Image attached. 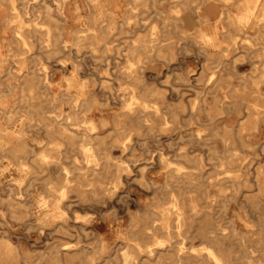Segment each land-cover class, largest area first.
Returning a JSON list of instances; mask_svg holds the SVG:
<instances>
[{
  "label": "rangeland",
  "instance_id": "obj_1",
  "mask_svg": "<svg viewBox=\"0 0 264 264\" xmlns=\"http://www.w3.org/2000/svg\"><path fill=\"white\" fill-rule=\"evenodd\" d=\"M190 1L12 0L0 38V134L22 126L27 145L19 158L0 150V244L9 248L0 264H145L147 256L174 264L177 245L201 255L214 229L224 235L218 250L229 264H264V116L256 130L239 129L257 97L251 69L264 34L227 23L226 12L240 11L243 0ZM206 2L216 12L199 20L195 8ZM18 20L25 39L15 37ZM198 26L217 32L221 46L197 42ZM151 30L162 50L133 48ZM32 71L48 80L25 82ZM131 91L149 104L138 116L127 109ZM55 121L73 132L48 131ZM86 141L98 160L84 158ZM41 150L55 157L43 160ZM66 175L63 215L47 221ZM165 206L168 228L160 224Z\"/></svg>",
  "mask_w": 264,
  "mask_h": 264
},
{
  "label": "bare ground",
  "instance_id": "obj_2",
  "mask_svg": "<svg viewBox=\"0 0 264 264\" xmlns=\"http://www.w3.org/2000/svg\"><path fill=\"white\" fill-rule=\"evenodd\" d=\"M102 1V0H101ZM193 1V0H192ZM190 1V2H192ZM5 2V1H4ZM238 2V0H237ZM243 5L240 11L238 12H233L230 13L229 11L226 12V18H227V23L231 26H233L234 29L239 30V32H242V34L245 33V31L242 29L243 27H256L257 28V32L258 34H264V0H243ZM109 6V5H108ZM162 8V7H161ZM165 9V8H164ZM217 9V5L214 2H206V4L203 6H196L195 8V12L198 16V19H202V20H209L210 17L212 16V14H214L216 12ZM142 11V10H141ZM16 12V11H15ZM161 12V9H160ZM177 12V16H179V11L176 10ZM232 12V11H231ZM46 13L47 15L50 16H54L50 13V10L47 6L46 8ZM82 15V14H81ZM93 15V14H92ZM184 14H182L183 16ZM187 16V15H186ZM98 17V16H97ZM145 18V17H144ZM58 19V18H57ZM94 19V18H93ZM98 19V18H97ZM189 19V18H188ZM217 19H220V15L218 16ZM9 21L12 20V17L8 18ZM131 20V19H130ZM129 20V22H130ZM94 21V20H93ZM98 21V20H97ZM190 21V20H189ZM113 23V21L111 22ZM118 23V22H117ZM189 23V22H188ZM200 23V21H199ZM21 27H22V22L20 20L17 21V24L15 26L14 29V34L15 37L17 39L19 38H23L25 39V37L22 35V31H21ZM44 27V26H43ZM109 26L107 25V28ZM111 28V27H109ZM49 30H47L48 33ZM110 31V29H109ZM38 33V32H37ZM111 33V32H110ZM195 38L197 42H202L203 45L205 44H211L215 47H220L221 46V41H219V37L217 35V32H213V33H208L205 32L203 30L202 27L198 26L195 30ZM55 34V33H54ZM226 35V34H225ZM55 37V36H54ZM53 37V38H54ZM190 37V36H189ZM156 37L154 36V30H151V35H150V39L146 40V39H141L140 40V44L139 45H134L133 48H137V47H141V48H147V47H152V46H157V50L160 51L162 50V44L157 45L154 41ZM229 38L232 42L234 43L236 40V37L233 36L232 34L229 35ZM83 38H81L80 35H78L76 37V41H80L79 43H81V40ZM45 40H48V38H45ZM151 41V42H150ZM188 42V40H187ZM182 43V42H181ZM185 43V42H184ZM85 44V43H84ZM89 46H92L95 48V46L91 43L88 42L87 43ZM186 44V43H185ZM76 45V44H75ZM103 45V44H102ZM30 47V46H29ZM58 45L53 44V49H57ZM102 47V46H101ZM22 48V47H21ZM227 49L225 46L223 48ZM49 50V49H48ZM23 52V51H22ZM118 51H116L117 53ZM225 55V53H223ZM121 55V54H120ZM199 55V54H198ZM255 56L257 57L256 60L254 61V65L252 66V77L250 80L251 85L254 86L255 90L257 91V97L256 100L251 102L250 104L246 105V111L247 113L245 114L244 120L242 122H240V126L239 129L241 132H243L242 130H248L249 132L256 130L257 128H259V121L260 119L264 116V91L261 89V84L264 83V46L262 48V50L260 52L255 53ZM3 57V56H2ZM211 57V56H210ZM221 57V55L219 56ZM261 57V58H258ZM228 58V57H227ZM19 60V59H18ZM36 60V59H35ZM3 59L0 58V62H2ZM22 61V60H21ZM24 61V60H23ZM203 61V60H201ZM227 61V60H226ZM62 62V61H61ZM19 63V62H18ZM67 63V62H66ZM168 63V62H167ZM218 63V62H217ZM12 64V63H11ZM44 64V63H43ZM29 65V64H28ZM42 65V64H41ZM171 65V64H170ZM220 65V64H219ZM80 67V66H79ZM145 67V66H144ZM29 68V67H28ZM219 68V67H218ZM30 69V68H29ZM238 71V70H237ZM25 72V71H24ZM211 75L209 76V80L211 81L213 79V74H214V70L211 71ZM65 76V75H63ZM189 76V75H188ZM74 78V77H73ZM189 78V77H188ZM215 78V77H214ZM44 79L48 80L47 78L44 77V75H40V73L36 72V71H32V72H28L27 75L24 77V81L25 82H33V83H41L42 81L44 82ZM64 80H66V78L64 77ZM72 80V78H71ZM52 81V80H51ZM69 81V80H68ZM110 81V80H108ZM116 81V80H115ZM107 82V80H106ZM111 82V81H110ZM22 83V81H21ZM85 83L84 81L82 82L83 86ZM118 84V83H117ZM45 85V84H44ZM41 87V86H40ZM128 86H126L127 88ZM30 88V87H29ZM82 88V87H81ZM79 87V89H81ZM84 88V87H83ZM86 88V87H85ZM123 88V87H122ZM1 89V88H0ZM39 89V88H38ZM43 91V90H42ZM46 90H44L45 92ZM43 93V92H42ZM51 93V92H50ZM53 93V92H52ZM179 93V92H178ZM31 94V93H30ZM60 94V92H59ZM45 95V94H44ZM51 95V94H50ZM53 96V94H52ZM21 98V97H20ZM19 99V98H18ZM80 96L79 94L75 95V97H72V105L76 104L77 101H79ZM52 100V99H51ZM49 100V101H51ZM58 103V102H56ZM48 104V103H47ZM53 104V103H52ZM133 104H137L138 107L137 108H133ZM17 105V104H16ZM62 105V104H61ZM24 105H22L21 107H23ZM49 106V105H48ZM51 106V105H50ZM149 104L147 103V101L144 98H141L136 92L131 91L129 92V98H128V102H127V109L130 111V113H135V115H140L141 110H144V108L148 107ZM16 107V106H15ZM26 107V106H25ZM58 107V106H57ZM56 107V108H57ZM155 107V106H154ZM209 107V106H208ZM44 108V107H43ZM46 108V107H45ZM96 108V107H95ZM51 109V108H50ZM62 109V108H61ZM52 110V109H51ZM60 110V109H58ZM97 110V109H96ZM8 111V110H7ZM54 111V110H53ZM210 112V111H209ZM48 113V112H47ZM57 113V112H56ZM51 114V113H48ZM129 114V113H127ZM7 115V114H6ZM5 115V116H6ZM209 116V115H208ZM24 117V116H23ZM63 117V116H62ZM4 118V117H3ZM9 118V117H8ZM22 118V117H21ZM25 118V117H24ZM211 118V117H210ZM215 118V117H214ZM20 119H18L19 121ZM209 120V118H208ZM216 120V119H215ZM16 121V120H15ZM102 121V120H101ZM218 121V120H217ZM44 122V121H43ZM108 122V121H107ZM214 122V120H213ZM15 123V122H14ZM109 123V122H108ZM114 123V122H113ZM2 124V123H1ZM44 124V123H43ZM3 125V124H2ZM90 125V124H89ZM5 126V125H3ZM19 126V125H18ZM94 125L91 122V128H93ZM100 127V126H99ZM12 128V127H11ZM14 128V126H13ZM18 128V127H17ZM1 129V126H0ZM46 129L48 131H69V132H73L72 129H70L69 127H67L66 124L60 122V121H55V122H49L46 124ZM8 130V129H6ZM161 130V128H160ZM9 131V130H8ZM4 132V131H3ZM23 127L20 126L17 130H10L8 136L5 135L3 136L2 134H0V150L2 151H8L9 153H11L14 157L19 158V153L21 151H24L26 149V141L25 138L23 136ZM7 133V132H6ZM4 133V134H6ZM218 133V132H216ZM220 134V133H219ZM244 134V133H243ZM26 135V134H25ZM37 135V134H36ZM27 136V135H26ZM39 136V135H38ZM16 138V141H14V139ZM31 139V137H30ZM42 140V139H41ZM36 142V141H35ZM51 144L54 145H59L60 143L57 141H49ZM246 142V141H245ZM257 143V142H256ZM41 144V143H40ZM124 144V143H123ZM260 144V143H259ZM263 144V143H262ZM193 145V144H192ZM52 147V146H51ZM94 148V143H91L89 141H86L84 143L81 144V149L85 152L84 158L87 161H91V160H98V157L96 155V153H94L93 151ZM194 149V148H193ZM192 149V150H193ZM194 151V150H193ZM195 152V151H194ZM264 152V151H263ZM39 158L43 159V160H48L49 158H53L55 157L54 154L51 153H47L46 151H40L39 153ZM194 159V158H193ZM8 160V159H7ZM114 161V160H113ZM97 162V161H96ZM20 163V167L21 168H25L24 163L22 161L19 162ZM98 163V162H97ZM254 164V163H253ZM10 165V164H9ZM8 165V166H9ZM200 165V163H199ZM4 166V165H3ZM248 166V165H247ZM2 167V165H1ZM6 167V166H5ZM4 168V167H2ZM1 168V169H2ZM168 168V167H167ZM5 170V169H4ZM98 170V169H97ZM190 170V169H189ZM61 171V170H60ZM264 173V166L261 165L258 169V174H262ZM20 175V174H19ZM257 175V174H256ZM184 176V175H183ZM191 176V175H190ZM14 177V176H13ZM3 178V177H2ZM22 178V176H21ZM5 179V178H3ZM16 180V179H15ZM3 181V180H2ZM71 179L66 175L65 176V186H63L61 189H59L57 197L54 199V207L56 208L55 211H48L45 213V218L47 221L50 220L51 218H54L56 216H62L63 212L58 210L59 207V201L62 200V198H64V196L67 193L68 187L70 185ZM152 182V181H151ZM171 182V181H170ZM9 184V183H7ZM11 184V183H10ZM153 184V183H152ZM158 184V182H157ZM6 185V183H5ZM14 185V184H12ZM25 186V185H24ZM88 186V185H87ZM155 186V185H154ZM197 186V185H195ZM173 188V187H172ZM107 190V189H106ZM167 191V190H166ZM202 193V192H201ZM41 197V196H40ZM171 197V196H170ZM38 198V196H37ZM172 198V197H171ZM42 199V198H41ZM24 200V199H23ZM20 200L18 201L17 206H19L22 209H25L26 211V202ZM35 200V199H34ZM37 200V199H36ZM35 200V201H36ZM191 202L193 200V198L189 199ZM40 201V200H37ZM45 202V201H44ZM38 204V203H37ZM45 204V203H44ZM170 204V203H169ZM173 206H175V208L177 209L176 211V226L179 227L181 225V223L184 220V214L181 210V207L177 204L176 202V198L173 201ZM39 205V204H38ZM192 209L196 210V206L195 204H192ZM40 207V206H39ZM46 207V206H45ZM37 209V208H36ZM196 213V212H195ZM160 214H161V220H160V224L162 227L164 228H168V226L170 225V217H171V211L169 207H162L160 209ZM209 214V211L205 212V215ZM263 215V214H262ZM158 216V215H157ZM44 217V216H43ZM43 219V220H44ZM120 224V223H118ZM117 226V225H116ZM118 227V226H117ZM76 230V229H75ZM154 236V235H153ZM207 240L209 241L210 244L203 246L202 248L204 249V253L200 255L201 252L198 251V254H187L184 253V250L182 251V246L177 245L179 247V252L176 254V259H174L172 262L174 264H178L180 259H187V263L189 264H229V262H227V260L224 258V256L221 254V252L218 250L219 249V244L222 241V237L224 235L221 234L220 231H218L217 229L214 230H210L205 234ZM82 237V236H81ZM63 239V238H62ZM4 244L5 242L2 241ZM156 242H158L159 244H163V240L162 239H157ZM58 243V242H57ZM81 243V242H80ZM79 243V244H80ZM7 244V243H5ZM5 244L3 246H5ZM3 246L0 244V256H8L9 255V248H3ZM2 247V248H1ZM60 247V246H59ZM65 248V247H64ZM71 248V247H70ZM50 250V248H49ZM77 250V249H76ZM80 250V249H79ZM27 251V250H26ZM25 251V252H26ZM54 251V250H53ZM150 251V250H149ZM30 252V251H28ZM52 253V252H51ZM146 256H144L145 258ZM61 258V257H60ZM143 258H141L142 260ZM123 260V259H122ZM61 261V259H60ZM94 262V260H93ZM124 262V261H123ZM145 264H151L150 263V258L147 256L145 258ZM248 263H251V260H248ZM115 264V263H114Z\"/></svg>",
  "mask_w": 264,
  "mask_h": 264
},
{
  "label": "crops",
  "instance_id": "obj_3",
  "mask_svg": "<svg viewBox=\"0 0 264 264\" xmlns=\"http://www.w3.org/2000/svg\"><path fill=\"white\" fill-rule=\"evenodd\" d=\"M11 2L12 0H0V38L8 32L6 20L10 17Z\"/></svg>",
  "mask_w": 264,
  "mask_h": 264
}]
</instances>
